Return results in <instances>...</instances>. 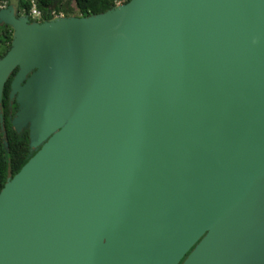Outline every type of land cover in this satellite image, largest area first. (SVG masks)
<instances>
[{
	"label": "water",
	"instance_id": "1",
	"mask_svg": "<svg viewBox=\"0 0 264 264\" xmlns=\"http://www.w3.org/2000/svg\"><path fill=\"white\" fill-rule=\"evenodd\" d=\"M0 25V126L17 70L39 148L0 191V264H264V0Z\"/></svg>",
	"mask_w": 264,
	"mask_h": 264
},
{
	"label": "trees",
	"instance_id": "2",
	"mask_svg": "<svg viewBox=\"0 0 264 264\" xmlns=\"http://www.w3.org/2000/svg\"><path fill=\"white\" fill-rule=\"evenodd\" d=\"M66 1V3H65ZM130 0H122V4ZM6 6L16 4L19 9V15L30 16L33 21L32 10L35 7L41 14L39 21H50L55 16L64 15L65 17L76 16L86 17L102 14L117 5V0H0ZM71 4L74 6L71 7ZM13 40V29L10 26L0 25V59L3 58L11 47ZM17 70L7 81L2 99V116L4 120V129L8 148L1 147L0 150V191L5 186L8 178L14 177L22 167L34 156L33 149L29 146V134L25 130L17 133L12 127L11 120L17 104L9 106V95L11 83ZM3 133L0 134V136Z\"/></svg>",
	"mask_w": 264,
	"mask_h": 264
},
{
	"label": "flooded vegetation",
	"instance_id": "3",
	"mask_svg": "<svg viewBox=\"0 0 264 264\" xmlns=\"http://www.w3.org/2000/svg\"><path fill=\"white\" fill-rule=\"evenodd\" d=\"M10 93H11V90H10ZM9 102H10V95H9ZM15 102H13L12 104H11V102L9 103V106L11 107L13 104H14ZM17 110H18V107H17ZM17 110L15 111V113H14V115H13V118H14V116H15V114L17 113ZM2 113V112H1ZM3 117V116H2ZM12 118V119H13ZM4 121V120H3ZM12 121V120H11ZM12 123V122H11ZM13 127V126H12ZM25 130H27L28 131V134H29V127H27V128H24L20 133H22L23 131H25ZM3 133V131H2V129H1V126H0V134H2ZM6 136V135H5ZM2 146H5L6 148H8V144H7V146H6V139H5V137H4V134H3V137H2V135L0 136V150H1V147ZM29 146H30V138H29ZM33 150V152H34V155L36 154V152L38 151V149L39 148H37V149H34V148H32ZM10 178V177H9ZM8 178V179H9Z\"/></svg>",
	"mask_w": 264,
	"mask_h": 264
},
{
	"label": "rangeland",
	"instance_id": "4",
	"mask_svg": "<svg viewBox=\"0 0 264 264\" xmlns=\"http://www.w3.org/2000/svg\"><path fill=\"white\" fill-rule=\"evenodd\" d=\"M122 0H117V5H122ZM65 3H66V1H65ZM14 5H16L15 3H14ZM1 6H4V7H7L4 3H0V7ZM17 6V5H16ZM74 5L73 4H71V7H73ZM33 11V10H32ZM32 16H33V18H34V20L35 21H37V22H40L39 21V18H40V16H41V14L37 11V12H32ZM64 15H59V17H63Z\"/></svg>",
	"mask_w": 264,
	"mask_h": 264
},
{
	"label": "built area",
	"instance_id": "5",
	"mask_svg": "<svg viewBox=\"0 0 264 264\" xmlns=\"http://www.w3.org/2000/svg\"><path fill=\"white\" fill-rule=\"evenodd\" d=\"M0 8H4V6H1ZM37 11H38V10L34 7L32 12L34 13V12H37ZM38 12H39V11H38ZM39 13H40V12H39Z\"/></svg>",
	"mask_w": 264,
	"mask_h": 264
}]
</instances>
